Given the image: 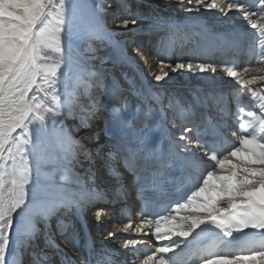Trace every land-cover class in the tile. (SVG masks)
<instances>
[{
    "label": "snow or ice",
    "instance_id": "snow-or-ice-1",
    "mask_svg": "<svg viewBox=\"0 0 264 264\" xmlns=\"http://www.w3.org/2000/svg\"><path fill=\"white\" fill-rule=\"evenodd\" d=\"M116 2L118 9L111 13L112 23L129 32L152 34L181 27L157 18L147 29H138L139 10L132 11L130 0ZM179 4L189 13L204 9L226 16L235 12L252 30V34H239L240 39L246 40L251 35L252 41L259 44V52L254 53L259 60L241 72L235 63L218 66L205 60L183 59L172 63L153 57L134 39H114L116 33L107 27L108 13L103 0L95 6L89 0H0V264H18L15 257L10 261L7 255L13 236L30 240L43 238L50 245L54 218L63 236L68 228L63 222L64 216L73 215L86 227V214L97 203L124 205L120 212L128 215V220L117 221L122 227L116 232L145 236L151 232L158 242L155 250L145 254L139 264H177L176 250L183 252L192 243L189 237L195 239L204 233H213L215 239L206 249L193 253L199 264H264V104L260 105V114L239 109L248 118L239 123V131L227 128L226 124H214L209 131L202 127L200 118L190 107L178 102L174 107L172 94L156 86L173 79L169 72L179 70L200 73L215 91L223 94L224 82L216 76L219 67L232 84L239 86L231 91L239 94L243 90L255 95L253 86L264 85V74L252 78L247 74L264 73V0L252 3L188 0L194 7H185V0H179ZM81 26L92 39L118 49L122 67L135 63L128 51L131 49L156 81V85H142V94L154 100L159 108L147 107L139 127L126 120L119 108L111 109L110 120L130 133L131 140L118 139L116 150L107 153H104L105 145L94 152L86 148L73 138L65 123L78 119L80 127H87L90 118H100L106 106L91 95L92 89L110 91L114 101L121 100L119 93L105 89L103 73L92 71L83 53L76 48L74 41L81 38ZM84 51L94 52L92 44ZM100 59L106 62L107 57ZM153 59L158 73L150 65ZM84 96L89 98L87 105L82 102ZM166 97L167 105L164 104ZM177 115L185 123L178 125ZM57 117L60 127L52 129L53 149L48 129L57 123ZM224 119L222 115L221 120ZM229 133L234 140L228 138ZM154 134L160 137L158 143H153ZM165 141L167 148L163 149L161 144ZM79 155L89 161L85 178L93 183L95 158L119 177L113 161L123 155L136 180L142 172L151 173L148 181L151 187L147 190L156 191L175 170L190 174L191 187L182 199L165 205L159 212L150 213L145 203L138 213L139 220L134 222L127 207L129 189L125 185L120 184L114 198L109 200L104 191L86 187L85 178L72 175V165L80 163ZM49 163L59 166L57 173L44 171V165ZM57 176L62 182L54 178ZM81 192L87 193L86 202L80 198ZM111 214L107 209H97V223H103ZM25 223L29 226L27 231ZM40 224L43 229L38 227ZM247 229L257 230L260 239L251 238L254 234L246 232ZM116 232L109 231L108 236L116 237ZM240 233L243 236L234 235ZM117 238L123 240L125 249L133 246L130 251L135 264L138 258L135 245L145 241Z\"/></svg>",
    "mask_w": 264,
    "mask_h": 264
},
{
    "label": "bare ground",
    "instance_id": "bare-ground-1",
    "mask_svg": "<svg viewBox=\"0 0 264 264\" xmlns=\"http://www.w3.org/2000/svg\"><path fill=\"white\" fill-rule=\"evenodd\" d=\"M132 8L139 3L140 0H130ZM149 2V4H148ZM146 12H144V18H152L151 23L157 19L162 18L164 20L173 21L181 27L178 30H165V31H157L158 35H164L161 38H157V41L154 40L151 45V49L158 46L156 56H159L160 59H164L166 61H170L172 63L178 62V59H183L185 61L192 60L194 62H200L203 60L201 58V53L203 48H209L214 47L216 50H218L219 53H222L224 46L228 45L231 42H240V36H238L235 31L238 29V27L241 25L239 24L240 21L236 18L234 14L228 13L226 16L222 15L219 12H216L214 10H204L201 9L200 11L196 12H186L184 11V8L179 4V0H147L146 2L142 1L140 4H144ZM143 6V5H142ZM194 4H188V0H185V7H194ZM141 7V5H140ZM109 10H117L118 5L115 0V2L111 5ZM107 10V11H109ZM133 11V10H132ZM110 12V19H114V17H111ZM177 13L176 16H174ZM171 15H173L171 17ZM176 18V20H175ZM109 19V18H108ZM142 19V18H141ZM205 21H208L207 24H204ZM150 23V24H151ZM148 24V25H150ZM210 24V28H207ZM138 29H147L148 26L139 23L137 26ZM110 29V28H109ZM112 30V29H110ZM114 33H116L114 39L119 41H125L129 38H137V44L140 43V38L143 37V39H146L150 37L148 34H144L141 31H137L136 33L129 32L128 30L124 28H117L112 30ZM208 33H213L214 35L211 36ZM81 36L84 37L83 44H77L74 43L76 48L79 49L81 52L84 48L87 47V45L90 43L92 44L94 50L98 46V41L92 39L87 35V29L84 26H81ZM153 34V33H152ZM151 35V34H150ZM198 36V37H197ZM159 37V36H158ZM189 48V49H188ZM107 49V48H106ZM115 53L117 54V57L119 58L120 52L118 49H114ZM146 52H150V48L148 47L145 49ZM152 52V50H151ZM108 53V50L99 51L96 56L100 57L102 54ZM177 53L178 58L174 59V55ZM84 55V54H83ZM134 57L135 63L131 66H123V69L125 68L127 73L130 75L131 83L136 87H141L144 84H153L156 85V81L154 80L152 75L148 74L147 69L144 66L143 61L141 58L134 52L131 54ZM153 57H156L155 55H151ZM85 60L88 62V65L91 67L92 71L97 73H103V76H109L106 79L105 84H107L108 90H113L117 93H119L121 100L124 99H130V104L133 106L135 111L137 110V107H139L141 103V110L144 112L147 107H153V108H159V105L156 104L154 100H150L147 97H145L143 94H141V97L139 99L134 100L132 97H130V91L127 88H122L120 85H118V81L115 80L113 74L116 72V68L122 67L120 63L118 62L117 65H111L106 66L102 65L100 62H97L99 58L93 59L94 62H91L89 57H84ZM108 59V58H107ZM205 61L212 62V59H205ZM91 63H95L96 66H92ZM102 62V61H101ZM101 64V65H100ZM150 65L155 71L158 73L159 69L156 67V61L153 59L150 61ZM242 72V71H241ZM264 73H248L247 77L252 78V76H259ZM169 75L173 77V79L160 82L159 85H156L157 88L166 89L167 92L171 93L173 96V105L175 107V104L178 102L181 105L188 106L191 108L194 115L200 114L205 107H211L214 109L217 105V103L222 99H228L229 94H231L233 91L231 89L233 88H239V86H236L232 84L229 78L222 76L221 72H217L216 76L218 77L219 81L224 82V87L226 91L223 94H221L218 91H215L212 86L205 81L200 73L191 74L186 71H177L175 73L169 72ZM117 79V78H116ZM103 79V83H104ZM256 91L255 95L248 94V99L246 100L245 104L247 106H251L256 108L257 111L260 112V105L264 104V85L261 83H258L257 85L253 86ZM102 95L104 96V102L105 106L107 107V110H110L112 106H116L114 103H118L114 101L111 98L110 91L104 90L102 92ZM89 99V98H88ZM142 100V101H141ZM139 101V102H138ZM82 102L86 105L88 103L86 100L82 99ZM168 101L165 105H167ZM101 104V103H100ZM102 114V113H101ZM107 115V114H106ZM140 119L143 118V114L139 115ZM180 117L176 116V119L178 120ZM59 117H57V127H60L59 124ZM92 119L95 120V124L92 126L90 123H92ZM100 120V119H99ZM110 118L106 117L104 120V123L100 124L98 123V119L90 118L88 120V126L87 127H81L82 131L81 133L76 132V128L79 126V120H69L66 121V125L71 129V135L75 140L80 141L86 148L92 144V142H98L97 148L101 145H105V150L109 151H115L116 150V139L112 135L110 129H109V123ZM184 122V121H183ZM176 123L179 125L181 124L179 121H176ZM185 123V122H184ZM76 127H73V126ZM102 128H105V131L103 134L100 132L102 131ZM178 130V129H173ZM96 137V138H93ZM52 138V137H51ZM109 138V140H108ZM101 140H104L103 144H101ZM92 150V147L89 148ZM93 151V150H92ZM94 152V151H93ZM83 155L78 156V160L80 162L86 161V164L81 165L79 164H73L72 169V175L76 178H85V172L87 170V165L89 163L88 160L85 159V157L82 159ZM95 158V157H94ZM95 160H99V158H95ZM103 165V164H102ZM114 161H113V167H114ZM34 167V165H33ZM105 166L103 167V169ZM48 172V171H46ZM108 172V174H107ZM113 174V173H112ZM111 172L107 168L106 173L98 175L97 170H95L96 178L100 179H107L109 176H111V179L113 178ZM58 182L59 179H57ZM42 183H47V181H42ZM97 183V182H96ZM104 184L111 185L112 187L119 188L120 184H124L122 180H118L116 182H105ZM96 185V184H95ZM98 185V184H97ZM67 187L74 188L75 185H66ZM86 187L88 186V183L85 182ZM112 188L104 187L102 191H104L108 197L109 200L113 199L115 196L116 190H111ZM129 189V188H128ZM79 196L82 200L85 202L87 201V193L81 192L79 193ZM127 204L133 205L134 201L132 198V195L129 191V196L127 199ZM122 204H117L115 206H112L110 204H104V203H97V206L99 208L107 209L109 212L120 210ZM54 220V219H53ZM86 220V226L88 227V224L90 223L88 212L85 217ZM108 220H112V217L106 216L104 223H107ZM118 221H121L120 217ZM52 222V221H51ZM63 222L68 226L67 231L64 233L63 236H60L59 231L57 234H54V227L53 232L51 231L50 234L53 233L51 236L52 243L50 245H46L44 242L43 246L41 247L42 251L35 255V258L33 257L35 248L32 247V254L30 258L28 259L27 256V262L26 264H84L83 261V254L80 252L79 249V236L83 234L82 238H84V234L86 231L82 229L83 226L82 221L77 219L73 215H67L63 217ZM52 226V225H51ZM57 227V222L55 226V230ZM122 227V226H121ZM29 228L28 224L25 223L24 230L27 231ZM81 229V230H80ZM109 228L106 229L108 231ZM111 231V230H110ZM108 233V232H107ZM121 237H127L128 239H135V240H143L145 243L137 244L135 245L137 260L135 264H139L140 259L146 254L145 252L154 251L155 247L158 245V242L154 240V237L152 236L151 232L148 233V235H136L134 232L130 233H123L118 232ZM108 235V234H107ZM237 236H243L242 233L238 234ZM69 238V243L66 242H60L61 238ZM105 239V236H103L101 239ZM190 238V237H189ZM13 240V238H12ZM12 240L10 241L9 250L7 252L8 258L11 261L14 257L17 260L18 264H21V258L24 255L25 251V243H27L28 239L27 237H15V245L12 247ZM19 241V242H18ZM34 241V240H33ZM35 242V241H34ZM123 243L122 239H108L107 242L103 245V249L105 251H108V255H112V262H117L118 264H131L133 262L132 259V253L130 254L129 251L133 246H130L129 251L123 250V246L121 245ZM35 245V244H34ZM33 245V246H34ZM39 245V244H38ZM60 245V246H59ZM141 245V246H140ZM112 246V247H111ZM183 246V245H182ZM71 247H73V251H71ZM142 248L141 251L139 248ZM60 250L59 259L54 258V255L56 256V252ZM125 249V248H124ZM179 249L176 250V252ZM71 252L70 254H68ZM143 252L142 254H140ZM193 250L189 251L187 255L192 253ZM64 253V256L62 255ZM121 257L125 258V260L118 259L119 254H121ZM45 254L46 258H45ZM77 257H81L82 261L80 262ZM110 258V257H109ZM195 261V260H194ZM177 264H180V262L177 261Z\"/></svg>",
    "mask_w": 264,
    "mask_h": 264
},
{
    "label": "rangeland",
    "instance_id": "rangeland-1",
    "mask_svg": "<svg viewBox=\"0 0 264 264\" xmlns=\"http://www.w3.org/2000/svg\"><path fill=\"white\" fill-rule=\"evenodd\" d=\"M142 1H144V2H146L147 0H140L139 1V3L137 4V5H135L133 8H132V10H133V12H136L137 10H139V12H140V14H141V18H140V23H142V24H144V25H146V26H149L148 24H150L151 23V21H152V18L151 17H149V18H144V12H146V7H145V5H146V3H144V4H140V2H142ZM101 2V0H89V3H91L93 6H95L97 3H100ZM115 2V0H103V7L106 9V10H109L108 8H110V7H108V5L110 4V5H112L113 3ZM133 1H131V3H132ZM148 4H149V2H148ZM140 5H141V7H140ZM143 5V6H142ZM115 11H117V10H109V11H107V13H108V15L105 17V19H106V21H107V27L108 28H110V29H112V30H114V29H117V28H119V27H121V28H123L122 26H119L118 24H113L112 23V21H113V19L111 18L110 19V12H115ZM173 14H175L174 16H176V14L177 13H173ZM121 15H124V14H121ZM173 15H171V17H172ZM111 17H113L112 15H111ZM109 18V19H108ZM175 20H176V18H175ZM207 22L208 21H205L204 22V24H207ZM207 28H210V24L208 25V27ZM127 30V29H126ZM150 37H152V38H154V39H156V38H161V37H163L164 35H158L157 33H153V34H148ZM159 36V37H158ZM137 38H138V36L136 37V38H133L134 39V41L136 42L137 41ZM140 39H142V38H140ZM151 39V38H150ZM162 40V39H161ZM83 41H84V37L83 36H81V38L80 39H77V40H75L74 41V43H77V44H83ZM154 41V40H153ZM153 41H151V43H150V45L149 46H145L144 47V49H146L147 47H148V49L149 48H151V45H152V42ZM107 48V49H106ZM85 49V48H84ZM84 49H83V51H82V53L84 54L83 56L84 57H89V58H91L93 55H95L96 56V54L101 50V51H104V50H108V53H106V54H102L100 57H99V59H97L98 61L97 62H100L102 65H106V66H113V65H117V63L119 62V58L117 57V54L115 53V51H113V48L112 47H109L108 45H106V44H101L99 41H98V46L96 47V49L94 50V52H85L84 51ZM189 49V48H188ZM128 51H129V54H132V51H131V49H128ZM152 55H153V53H152ZM97 57V56H96ZM104 57H107L108 59L106 60V62H101L102 60L100 59V58H104ZM90 61L91 62H94L93 61V59L91 58L90 59ZM90 62V64L93 66H96V64L95 63H91ZM100 64V65H101ZM116 73L115 74H113V76H114V78H115V80L116 81H118V85H120V87H121V89L123 88H127L129 91H130V93L132 92H135V95H134V98L135 97H137V98H139L140 96H141V94H142V88L139 86V87H136V86H134L132 83H131V77H130V75H129V73H127L128 71H126V69L124 68L123 69V67H119V68H116V70H114ZM109 76H103V79L105 80L104 81V87H105V89L107 88V84H105V83H107L106 82V79L108 78ZM117 78V79H116ZM71 83V82H70ZM141 89V90H140ZM140 90V92H138ZM104 90H97V89H92V92H91V95H94L97 99H98V101H99V104L100 105H103L104 106V96L102 95V92H103ZM140 94V95H139ZM81 99H84V100H86L88 103H89V99H88V97L87 96H84V97H82ZM166 99H167V97H166ZM104 102V103H103ZM139 102V101H138ZM88 103H86V105L88 104ZM164 104H166V103H164ZM139 107L141 108V105H139ZM139 107H137V110H141ZM102 113V114H101ZM100 113V120L98 119V123H100V124H102V123H104V120H105V113H104V111L103 112H101ZM141 114H143V112H142V110H141V113L139 114V115H141ZM56 120H57V118H56ZM78 120V119H77ZM67 121H69V120H67ZM96 122H95V120H93L92 119V123H90L92 126L95 124ZM53 127L54 128H58L57 127V125L55 124V125H51L50 127H49V129H48V137H49V142L51 143V146H52V148L53 149H55V136H54V133H53V131H52V129H53ZM78 131V133H81V131H82V129H81V127L80 126H78L77 128H76V132ZM104 131H105V128H102V131L100 132L101 134H103L104 133ZM52 137V138H51ZM103 142H104V140H101V144H103ZM98 143V142H97ZM97 143L94 141V142H92V144L90 145V146H88V149L89 148H91L92 147V150L93 151H95V149H97ZM108 151L107 150H105V153H107ZM45 155L47 156L48 155V153H45ZM84 157L82 156V159H83ZM87 160V159H86ZM82 162H80V166L81 165H84V164H86V161H83V160H81ZM35 164V162L33 161V165ZM103 164V165H102ZM58 165L57 164H55V163H49V164H46V165H44V171H48L49 173H57V169H58ZM103 167H104V162L101 160L99 163H98V165H97V167H96V169L98 170V175H100V173H101V175L102 174H104V173H106V171H107V168L105 167L104 169H103ZM72 171L74 172V170L72 169ZM55 179H59V177L57 176V177H54ZM98 179H100V177L98 178ZM56 219L54 218V220H52V222H51V229H50V232L52 231L53 232V227H54V234H57V232H58V229H57V227H56V230H55V226H56ZM38 227L39 228H41V229H43L44 228V226H43V224H40V225H38ZM108 234V233H107ZM53 235V233L52 234H50V236H52ZM40 239H42L43 241L41 242V243H39V240H38V242H36L37 241V239H35L34 241L33 240H27V243H26V247H25V251H24V255L22 256V258H21V264H26V262H27V256H28V258L30 257V255L32 254L31 253V248H32V246L36 243V247H35V249H38L39 250V248H41V246H43V244H44V239L43 238H40ZM13 245H12V247H14V245H15V240H14V236H13V240H12V242H11ZM39 244V245H38ZM121 245L123 246V243H121ZM141 246V245H140ZM112 247V246H111ZM72 248L73 247H71V251H73L72 250ZM129 248H130V246H129ZM138 248V247H137ZM136 248V249H137ZM143 248V247H142ZM141 247L139 248L140 249V251H141V249H142ZM123 250H127V249H124L123 248ZM129 251V249L127 250V252ZM71 252H69L68 254H70ZM129 253L131 254V251H129ZM143 252H141L140 254H142ZM59 254V253H58ZM122 254V253H121ZM57 255V254H56ZM63 256H64V253L62 254ZM120 255V254H119ZM54 258H55V260L56 259H59L60 257H59V255H57V257L54 255ZM77 259L81 262L82 261V258L80 257H77ZM136 262V261H135ZM131 264H133V262L131 263Z\"/></svg>",
    "mask_w": 264,
    "mask_h": 264
}]
</instances>
